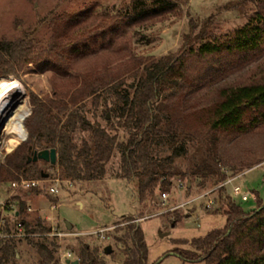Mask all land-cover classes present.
<instances>
[{"label": "trees", "instance_id": "obj_1", "mask_svg": "<svg viewBox=\"0 0 264 264\" xmlns=\"http://www.w3.org/2000/svg\"><path fill=\"white\" fill-rule=\"evenodd\" d=\"M255 2L258 6L246 24L225 42H204L197 50L191 47L188 52L159 60L135 56L127 35L129 31L145 28L175 13L178 6L170 0H134L119 15L55 19L46 46L2 39L0 78L15 75L39 61L43 63L34 65L40 72L54 71L64 77L73 73L62 64L51 63L53 60L71 65L77 74L67 85L54 86L52 96L33 97L32 114L25 120L27 140L0 162V185L6 186L0 192L10 193L12 182L50 177L39 162H33V156L39 151L55 150L57 164H48L49 167L54 171L59 168L63 179L72 183L105 179L107 166L118 152L121 161L116 177L132 183L140 203L150 196L169 192L175 178L188 176L190 188L193 181L201 179L200 185L204 186L210 180L225 193L227 186L221 185L231 176L222 169L216 133L231 129L247 132L264 123V81L224 83L217 87L214 103H207L200 110L196 103L188 104V95L195 89L184 92L190 87L186 84L192 58L207 59L223 53L249 55L261 48L264 1ZM58 21L64 24L65 30L62 31ZM210 76L197 79L208 84L213 80ZM128 77L134 78L132 84H127ZM170 86L172 90L166 92ZM102 96L108 106L104 120L110 129L92 122L86 114L85 102L93 99L98 106ZM204 112H207L204 125L207 131L196 141L197 138L187 132L190 128L183 119ZM249 112L255 116L247 126L244 121ZM118 129L125 132L123 141L110 132ZM190 147H195L196 151L189 173L182 170L178 161L188 156ZM165 149H169L170 154L163 156L161 152ZM30 193L40 194L41 191L31 190ZM253 194L257 207L252 211L244 210L233 194L221 195L219 201L227 204L225 228L193 240H176L175 244L190 245L191 249H177L174 254L188 262L205 264H264V201L258 193ZM16 200L19 219L32 236L24 240L11 236L0 239V264H27L26 258L30 255L37 258V264H54L60 243L56 237L49 236L51 227L41 220L31 224L26 219L27 203L21 197ZM136 220L128 217L115 225L114 239L126 247L123 264H149L145 234ZM6 225L5 233L12 234L15 227L10 223ZM78 257L79 264H107L100 249L89 245L81 246Z\"/></svg>", "mask_w": 264, "mask_h": 264}, {"label": "rangeland", "instance_id": "obj_2", "mask_svg": "<svg viewBox=\"0 0 264 264\" xmlns=\"http://www.w3.org/2000/svg\"><path fill=\"white\" fill-rule=\"evenodd\" d=\"M133 1L0 0V41L24 40L37 43L38 46H46L52 36L55 19L94 14L119 15L123 14ZM170 1L178 6L175 13L145 28L139 27L129 31L127 42L135 56L159 60L171 54L188 52L191 47L197 50L204 42L221 44L233 37L238 28L246 24L249 15L254 13L258 6L256 0ZM57 23L62 27V31L66 29L63 23L59 21ZM190 61L189 84H186L190 87L184 94L188 93L190 88L195 89L188 95V104L196 103L198 110L207 103H214L216 89L224 83L248 84L264 81V44L258 51L249 55L231 56L223 53L207 59L195 57ZM53 62L64 65L69 70H73V73L64 77L54 71L40 72L34 65L43 63L39 61L25 66L15 72V75L0 78V81L16 80L23 87L29 116L33 111L31 104L34 96L42 99L52 96L54 86L67 85L77 74L71 65L55 60L51 61ZM207 74L213 77L208 84L203 79H197L198 76L205 77ZM133 82L134 78H127L128 85ZM171 90L170 86L166 92ZM104 100L102 96L100 104L96 106L93 99H88L85 102L86 114L92 122H98L110 129L107 121L104 120L108 109ZM111 103L112 101L109 100L108 104ZM253 116H255L253 112L246 114L244 123L247 126ZM206 117L207 112H204L183 119L185 126L190 128L187 132L196 137V141L202 139L207 131L204 126L207 123ZM108 119L111 117L109 116ZM25 120L23 124L28 136ZM110 132L121 141L125 139L123 137L125 132L121 129ZM216 135L219 138L222 169L228 172L230 179L236 178L233 183L226 185L225 193L220 192V187L212 185L210 180L204 186L200 185L201 179L193 181L190 188L188 184L190 176H188L174 179L166 200L163 199L162 193H158L155 197L150 196L145 202L140 203L132 183L116 177L120 173L121 161L118 152H115L114 159L107 166V177L90 182L69 184L63 179L59 168L55 171L51 170L48 163L39 161L40 168L50 174V177L48 182L43 184V189H40V194H33L25 199L27 207L32 210H28L26 219L31 224H35V220H41L43 224L51 227V234L55 232L66 234L57 239L60 248L54 264H65L63 261L66 260H63L62 255L66 252L73 251L74 258L78 260L82 245L99 248L106 257L107 264H123L126 247L116 243L115 225L124 222L128 217L136 218L143 228L149 249V264H205L203 261L188 262L179 255H171L177 249H191L190 245L174 242L201 238L210 231L225 228L227 204L219 200L221 195L226 197L227 194H233L234 187H240L248 195L249 200L246 202H241L240 198L235 197V201L246 211L255 210L257 207L254 192L264 201V123L257 129L247 132L231 129L219 131ZM22 142L23 139L12 131L2 133L0 162L4 161L5 156L11 154ZM195 151V147H190L188 156L178 161V165L185 172H191ZM161 154L169 155L170 150H162ZM258 162L261 163L254 166ZM4 186L0 185V191L6 188ZM52 186L60 190L57 196H52L47 191ZM207 194L208 197L192 202ZM0 195L4 194L0 192ZM24 196H21V199ZM209 200L214 203V207L207 211ZM185 203L188 205L183 206ZM52 205L57 207L56 210H53ZM174 221H177L176 224L173 223ZM66 223L73 226L71 231L68 230ZM109 246L112 252L105 255V250ZM26 259L27 264H37V258L32 255L27 256Z\"/></svg>", "mask_w": 264, "mask_h": 264}, {"label": "built area", "instance_id": "obj_3", "mask_svg": "<svg viewBox=\"0 0 264 264\" xmlns=\"http://www.w3.org/2000/svg\"><path fill=\"white\" fill-rule=\"evenodd\" d=\"M235 180L236 178L228 179L221 186L229 185L233 183ZM46 182H48V179H40V180L23 179L22 181L12 182L10 184V193L3 195V196L0 195V239H5L11 236L17 239L24 240V238L32 236V234L27 233L25 225H23L19 219L20 209L18 208V201L16 200V198H18L23 193L31 192V190L40 191V189H43V184H45ZM67 183L70 184V182L68 181ZM47 191H49V194L52 196H57V194L60 192V190H58V187L56 186L50 187L49 189H47ZM208 196L209 194L203 195L201 197H198L192 200V202L197 199L205 198ZM233 196L240 198L241 202H246L249 200L248 195L244 193L242 189L238 186L233 188ZM162 197L163 199L166 200L168 198L167 193H163ZM254 200H255V196H254ZM192 202H189V203H192ZM207 203H208L206 207L207 211L213 209L214 203L210 200ZM186 204L188 205V203H185L183 206H185ZM51 207L53 208V210H56L57 208L54 205H52ZM7 223H10L11 227H15L12 234H6L4 231L7 226L6 225ZM49 236L56 237L58 239V238H62L66 236V234H63L62 232H58V233L55 232V233L50 234ZM64 258L71 260L73 258V253L71 252L67 253Z\"/></svg>", "mask_w": 264, "mask_h": 264}, {"label": "bare ground", "instance_id": "obj_4", "mask_svg": "<svg viewBox=\"0 0 264 264\" xmlns=\"http://www.w3.org/2000/svg\"><path fill=\"white\" fill-rule=\"evenodd\" d=\"M25 91L16 80L0 81V131H12L23 139L26 130L23 121L28 116L29 107L25 101Z\"/></svg>", "mask_w": 264, "mask_h": 264}, {"label": "water", "instance_id": "obj_5", "mask_svg": "<svg viewBox=\"0 0 264 264\" xmlns=\"http://www.w3.org/2000/svg\"><path fill=\"white\" fill-rule=\"evenodd\" d=\"M29 116V115H28ZM109 118V116L107 117ZM2 134V131H0V135ZM27 135L25 138H23V141L27 140ZM34 159L33 162L34 163H38L39 161H43L45 163L50 164L51 166H56L57 164V152L55 150H43V151H39V153H35L34 154ZM44 179H48L49 175H44L43 176ZM67 224V228L68 230H72V225L69 223ZM112 252V248L109 246L106 250H105V255H109ZM171 255H176V254H171ZM68 264H79V260H76L75 262H68Z\"/></svg>", "mask_w": 264, "mask_h": 264}, {"label": "crops", "instance_id": "obj_6", "mask_svg": "<svg viewBox=\"0 0 264 264\" xmlns=\"http://www.w3.org/2000/svg\"><path fill=\"white\" fill-rule=\"evenodd\" d=\"M25 196H24V195ZM23 194H21L20 196H19V198L21 197V196H24L23 197V200L25 201V199L27 198V197H31V196H33V194H31L30 192L29 193H23ZM28 208V210L29 211H32L29 207H27ZM72 229H73V226H72ZM67 253H69V252H66V253H64L63 255H62V258H63V260H66V262L65 263H67L68 264V262L70 261V262H75L77 259L76 258H74V253H73V251L71 252V253H73V258L71 259V260H68V259H65L64 257H65V255L67 254ZM62 260V261H63ZM79 260V259H78ZM63 263H64V261H63Z\"/></svg>", "mask_w": 264, "mask_h": 264}]
</instances>
